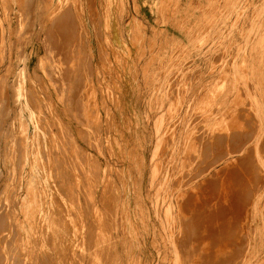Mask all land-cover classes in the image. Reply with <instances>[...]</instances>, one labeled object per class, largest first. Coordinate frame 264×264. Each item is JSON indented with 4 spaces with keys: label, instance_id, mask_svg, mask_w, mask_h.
Segmentation results:
<instances>
[{
    "label": "rangeland",
    "instance_id": "1",
    "mask_svg": "<svg viewBox=\"0 0 264 264\" xmlns=\"http://www.w3.org/2000/svg\"><path fill=\"white\" fill-rule=\"evenodd\" d=\"M158 1L0 0L4 264H75L74 224L89 264H242L264 240V0ZM34 157L53 168L26 237Z\"/></svg>",
    "mask_w": 264,
    "mask_h": 264
},
{
    "label": "bare ground",
    "instance_id": "2",
    "mask_svg": "<svg viewBox=\"0 0 264 264\" xmlns=\"http://www.w3.org/2000/svg\"><path fill=\"white\" fill-rule=\"evenodd\" d=\"M140 1V5L143 6V8H145L149 13H151L152 16H156L157 12H158V4L159 1L158 0H139ZM260 52H263L262 49H260ZM13 66L14 64L11 63L10 68L8 69L7 73L12 72L13 70ZM232 84V81H231ZM20 93H16L15 94V98L14 101L15 103H17L20 100ZM228 98V97H227ZM0 100L6 102L7 105H9V103L12 102V100H10L9 96L7 94H5L3 97L0 98ZM14 103V102H13ZM24 132L21 131L20 134H22ZM13 147V145H12ZM46 159L49 160L51 153L47 152L45 154ZM34 161L32 163V166H30L29 168H23L22 169V178L24 181L27 182L26 185V195L23 198V200L19 203L22 207V218H24V221H18L17 223V228L20 230L22 236H26L28 237L30 234V230H31V225H30V221L29 218L32 216H34V214L37 212L38 214H40L43 211V208H38L37 205V199L40 193L43 194V190L48 189L49 188V183L51 182V170H52V166H51V162H50V168L45 167V165H43V167L40 166V162L38 161L37 157H34ZM231 159L227 160V165L225 167L226 174H227V178H228V182H232L235 179V175L233 174L232 176L230 175V173L232 171H234L236 169V167L233 166V164L230 163ZM226 163V162H225ZM211 181V179H209L208 181L202 183L201 185H207L209 182ZM208 191V190H207ZM237 191V188H236ZM84 194L89 195V193L87 191H84ZM204 195H208L209 196V192H206ZM203 195L201 194V197ZM194 197L195 195L190 198L191 200L194 201ZM223 197L224 199H221L220 197H218L219 200H225L228 197V192L226 189H224L223 191ZM212 203V208H215V204L217 202L216 200H211ZM73 206L70 208L69 212L70 215L76 214L77 208H78V204L79 201H77L76 203L72 202ZM232 204L230 206H228L229 208H231ZM129 205L127 207L128 212L129 211ZM193 208H189V211H191ZM187 212V211H186ZM188 218H191V216L189 215ZM73 222V220H72ZM6 224L4 222V218L2 216H0V229H2V227H5ZM8 226V224H7ZM125 233L127 234L129 233V230L131 231L133 229V223L131 222V218L128 217L125 221ZM85 227V226H84ZM73 238L72 240H70L71 245H72V253L70 255V257H68V259L75 263V264H89L87 260H92V258L94 257V255L97 253L99 246L97 245H88L85 244V247H82V249H78L77 245H76V239L78 237V225L74 224L73 225ZM59 229L56 227L52 228V231L49 234V240L52 241V243L56 245V242L59 238ZM132 233V232H130ZM124 235V234H123ZM170 235L172 237H174L175 232L174 231H170ZM170 239V243H172L173 246V240L174 238L171 239V237L169 236ZM129 247L132 246V242L128 244ZM173 249H177V244L174 245L172 247ZM224 248H219L216 250L213 249H207V253H205V255L203 254L202 257L199 256L200 259H204V263L202 264H206L209 263L212 259L216 258L214 256L217 255L216 252L222 250ZM240 254V260L242 264H264V240L262 238L259 239H255L254 243H249V246L247 244V246L243 245L240 248L239 251ZM11 255V254H10ZM208 259V260H207ZM210 260V261H209ZM4 262V255L1 254L0 252V263ZM200 262V261H198ZM198 262H195L193 264H198ZM4 264V263H3Z\"/></svg>",
    "mask_w": 264,
    "mask_h": 264
}]
</instances>
